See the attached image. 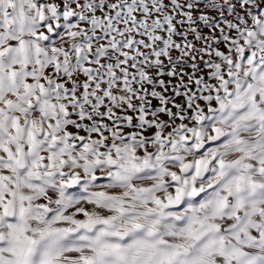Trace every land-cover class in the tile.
Segmentation results:
<instances>
[{"label":"snow or ice","instance_id":"obj_1","mask_svg":"<svg viewBox=\"0 0 264 264\" xmlns=\"http://www.w3.org/2000/svg\"><path fill=\"white\" fill-rule=\"evenodd\" d=\"M0 264H264V0H0Z\"/></svg>","mask_w":264,"mask_h":264},{"label":"rangeland","instance_id":"obj_2","mask_svg":"<svg viewBox=\"0 0 264 264\" xmlns=\"http://www.w3.org/2000/svg\"><path fill=\"white\" fill-rule=\"evenodd\" d=\"M209 15H216V13L212 12V13H209ZM203 31H204L205 34H208V33H209V29H207V28H205ZM189 39L191 40L192 37L189 36ZM220 47H221V49L223 50L224 45L221 44ZM173 54L175 55V53H173ZM207 71H208V70L205 69V72H204L205 75L207 74ZM164 79H165V80H168L169 78H168V77H164ZM181 100H182V98H177V102H178V103L181 102ZM152 104H153V106H156V105L158 104V101L155 100V99H153V100H152ZM173 110H175V109H173ZM73 118H75V117H73ZM162 119H167V117H166V116H162Z\"/></svg>","mask_w":264,"mask_h":264}]
</instances>
